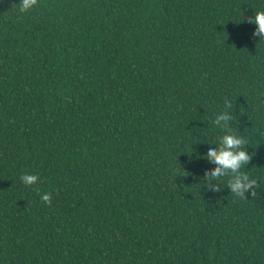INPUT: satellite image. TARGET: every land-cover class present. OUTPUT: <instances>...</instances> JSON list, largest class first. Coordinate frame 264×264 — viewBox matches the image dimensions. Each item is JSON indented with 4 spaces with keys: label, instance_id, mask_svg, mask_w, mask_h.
<instances>
[{
    "label": "trees",
    "instance_id": "16d2710c",
    "mask_svg": "<svg viewBox=\"0 0 264 264\" xmlns=\"http://www.w3.org/2000/svg\"><path fill=\"white\" fill-rule=\"evenodd\" d=\"M257 9L0 0V264H264ZM220 108L245 139L252 195L206 172Z\"/></svg>",
    "mask_w": 264,
    "mask_h": 264
},
{
    "label": "clouds",
    "instance_id": "9594fccd",
    "mask_svg": "<svg viewBox=\"0 0 264 264\" xmlns=\"http://www.w3.org/2000/svg\"><path fill=\"white\" fill-rule=\"evenodd\" d=\"M35 3L36 0H19V11L29 10ZM245 19L254 25L253 35L264 39V9L252 10V14ZM231 102L227 97L223 99L225 106L230 105ZM211 119L216 121L224 131L217 135L215 142L205 145L206 155L203 158L214 162L213 166L206 169V172L212 179L228 176L226 187L237 197H245L246 190L251 195L254 194V181L241 170L248 162L250 153L243 147L246 143L245 139L229 128L228 121L231 119V113L226 108H220L212 113ZM19 178L25 185L35 184L38 179L35 173L28 172L22 173ZM40 199L48 203L49 193H42Z\"/></svg>",
    "mask_w": 264,
    "mask_h": 264
}]
</instances>
